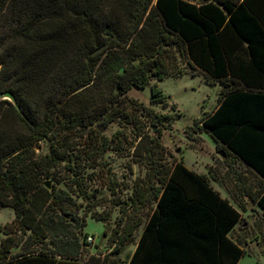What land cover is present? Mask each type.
Listing matches in <instances>:
<instances>
[{"label":"trees","instance_id":"16d2710c","mask_svg":"<svg viewBox=\"0 0 264 264\" xmlns=\"http://www.w3.org/2000/svg\"><path fill=\"white\" fill-rule=\"evenodd\" d=\"M171 51L220 87L215 107L185 134L207 133L225 163L254 173L236 177L231 198L264 214V0H0V208L14 211L0 225V264H236L255 254L249 229L230 236L241 214L206 176L163 161L146 123L153 133L173 118L128 95L170 75ZM150 103L169 104L155 85ZM113 124L120 130L107 136ZM110 150L145 172L125 185L124 217L100 258L83 227L104 200L98 182L119 190Z\"/></svg>","mask_w":264,"mask_h":264},{"label":"rangeland","instance_id":"374dc122","mask_svg":"<svg viewBox=\"0 0 264 264\" xmlns=\"http://www.w3.org/2000/svg\"><path fill=\"white\" fill-rule=\"evenodd\" d=\"M171 53L173 59L169 62V76L158 82L151 81L142 90L132 88L128 95L138 103L151 108L157 115L171 116L173 118L170 127L166 125L156 127L154 133L149 132L150 126L149 123H146L148 124L146 132L149 135H156L163 146L165 152L163 161L169 163L172 157H175L177 160H181L188 169L197 173H205L208 180L216 185L220 194L227 197L229 193L221 184L229 191L235 192L236 182L233 177L234 175L232 176L231 174L232 172L226 169V164L223 160L224 155L222 156L220 151L216 149L215 141L205 132L199 133L196 136L193 135L190 138L185 134L187 126L192 125L195 120L200 119L204 112H210L214 108L220 87L213 84L200 72L191 69L187 65L186 60L178 53L175 51H171ZM152 85L157 86L161 90L166 101L169 103L167 107L162 108L161 105H152L150 103ZM119 128L118 124L111 125L106 131L107 136H111L117 130H120ZM121 144L123 147H126L123 140ZM106 159L109 163L114 183L118 184L117 188L119 190L112 194L106 187L107 182H109L108 180L98 182L100 186L99 193L103 195L104 200L100 206L95 207L90 212H86L84 218L86 224L83 227V231L92 237L90 241H87L89 242V253L100 258L108 253L113 246L112 242L116 239V234L113 233V230H119V218L124 217L121 211L125 210L121 208L120 211V201L130 191V189L124 188L125 185L131 186L135 180L141 179L145 172V168L134 163L130 155H120L116 151L110 150L106 154ZM92 170V168H86L83 174L90 173ZM249 178L251 181L254 180V177L250 176ZM56 186L64 188L62 182L56 183ZM111 199L116 201V203L119 202L113 205ZM249 202L251 203L250 200ZM82 209L83 207L79 209V214H82ZM249 211L252 213L251 210ZM126 214H136V212H130V210L126 209ZM96 216L104 217L105 220L97 221L95 219ZM13 218L14 211L11 208H0V225L11 222ZM257 220L262 223V240L260 234H258L257 241L251 240L250 236L248 237L250 248L255 250V258L244 257L239 264H264V216H259ZM139 228L132 237V243H126L123 247L120 253L122 257L129 256L132 253L134 244L138 238ZM250 233L251 231L248 230V234ZM2 237L4 235L0 233V238ZM17 250L18 248L12 249L13 252Z\"/></svg>","mask_w":264,"mask_h":264},{"label":"crops","instance_id":"0c3cea01","mask_svg":"<svg viewBox=\"0 0 264 264\" xmlns=\"http://www.w3.org/2000/svg\"><path fill=\"white\" fill-rule=\"evenodd\" d=\"M230 158H231V156H230ZM225 164H226V169H230V171L232 172L231 173L232 176L234 175L233 177L235 178V182L237 181L236 180V177L237 176H241L242 179H249V180H250V178H249L250 176L251 177H255L254 173L250 169H248L243 162H241L239 160L231 161L230 163H225ZM228 164H229V166H228ZM199 174H204L206 176V178H207V175L205 173H199ZM207 180H208V178H207ZM208 181H209V184L211 185V187L215 191H217L222 198L227 199L233 205V207H235L236 209H238V207L232 201V198H231V194H232L233 191H229L224 185H222L220 183L221 186H223L225 188V190L229 193V195L227 197H224L217 190L216 185L212 184L210 180H208ZM235 185H236V188H237V182L235 183ZM243 203H244V206H245L246 210L245 211H241V210L238 209V211L241 214V218L232 227V229L230 231V236L232 238L238 237V236H242L243 233L245 232V229H249L251 231V235H252L251 240L254 239V240L257 241L258 234H261L262 233V223L261 222H258L257 219H258L259 216H264V214L262 213L261 209L256 205V203H253V202L250 203L249 202V199L243 200ZM249 210H251L252 213ZM140 231H141V226L139 228V233H140ZM239 232H240V234H239ZM246 241H247V247L246 248L248 250L250 249L252 252L255 253V250L252 249V248H250V246L248 244V239H246ZM134 249H135V244H134V248H133L132 252L134 251ZM244 257L255 258L252 253L251 254L250 253L249 254L247 253V254H244L238 260V262L236 264H239L243 260ZM256 263H257V260H256Z\"/></svg>","mask_w":264,"mask_h":264},{"label":"water","instance_id":"95a60500","mask_svg":"<svg viewBox=\"0 0 264 264\" xmlns=\"http://www.w3.org/2000/svg\"><path fill=\"white\" fill-rule=\"evenodd\" d=\"M5 97H7L6 94H0V99H3V98H5ZM152 132H153V133L155 132V128L152 129ZM220 153H221V155L223 156V153H222L221 151H220ZM49 185H50L49 182H46V183H45V186L48 187V188H49Z\"/></svg>","mask_w":264,"mask_h":264},{"label":"built area","instance_id":"2783aa9c","mask_svg":"<svg viewBox=\"0 0 264 264\" xmlns=\"http://www.w3.org/2000/svg\"><path fill=\"white\" fill-rule=\"evenodd\" d=\"M86 239H87V241H90L92 239V237L91 236H87Z\"/></svg>","mask_w":264,"mask_h":264}]
</instances>
